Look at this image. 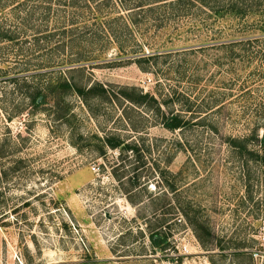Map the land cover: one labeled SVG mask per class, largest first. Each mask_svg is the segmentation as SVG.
<instances>
[{"label": "rangeland", "instance_id": "obj_1", "mask_svg": "<svg viewBox=\"0 0 264 264\" xmlns=\"http://www.w3.org/2000/svg\"><path fill=\"white\" fill-rule=\"evenodd\" d=\"M55 3L10 1L0 16V264H252L264 223V19L193 7L129 22L119 6L111 20ZM60 76L84 93L48 91ZM169 115L186 126L169 130ZM153 230L168 235L165 252Z\"/></svg>", "mask_w": 264, "mask_h": 264}, {"label": "trees", "instance_id": "obj_2", "mask_svg": "<svg viewBox=\"0 0 264 264\" xmlns=\"http://www.w3.org/2000/svg\"><path fill=\"white\" fill-rule=\"evenodd\" d=\"M10 1L22 2L23 0H0V16L5 13L7 3H9ZM45 1L47 5H52L53 1L56 2L55 4L63 3L64 7H67V9H73L76 11L83 8L84 6H88L89 8H94L96 6V8L98 9L96 10L97 12L102 11L101 13L108 15L107 17H110L111 20H113L116 15L115 12L110 11L107 13V9L110 7L111 4L115 8L119 6L121 7V9L125 11H130L128 16L126 17L128 18V20H130L129 22H133V18L135 19L137 17L138 18L142 17L143 19H145V21L149 20L152 17L153 13H159L160 9L162 8H168L171 10L173 14L180 13V15H182L184 10V14L187 15L189 13L188 11H190V9L192 10L193 7H198L201 10H210L212 14L216 16L225 17V15H230L238 20H244L249 15H253V16L259 15L260 17H262V19H264V5L261 4H257L255 6L249 5L247 3V0H214L215 4L212 3V0H118V5L112 3L114 0H45ZM135 1L136 4L133 5ZM186 11L187 13H185ZM156 15L158 16V18H162L159 14ZM62 21L61 22L63 24L66 23V20H62ZM103 28H104L103 31H106V28L105 27ZM63 29L68 30V28H63ZM261 29L264 32V26H262ZM113 33L116 34L117 32L114 31ZM103 34L107 35V33H103ZM53 35H55V33ZM3 37L6 38L8 37L9 39H13V36L10 35L9 33L3 34ZM148 58L150 57L146 56L143 57L142 59L145 61H149ZM142 59L137 61L140 63ZM53 81L59 82V84H57L56 82L55 84L51 83L49 84V86H47V90L49 91L50 89L53 93H56V91L66 92L71 90H75L79 94L84 93L83 92L84 90L82 88L72 85L70 83V80L64 76H60L59 78ZM96 89L97 87L91 88L90 92H94L96 91ZM100 90L104 93L106 92V90L102 87ZM50 95H51L50 93H43L42 90L38 89V91L33 95V101L36 104L45 103V101L47 100L46 98L50 97ZM124 96L127 99L139 104H142L147 99V97H149L148 94L145 95L139 94L136 97L128 93H125ZM40 98L41 101H39ZM186 124L187 122L183 118L177 115L166 116L163 121V125L171 131L181 129L184 126H186ZM261 144L262 146H264V140ZM105 145L113 149L118 148L122 150L123 153L127 151H138L136 146H133L131 144H124L121 140L116 138H107V140L105 141ZM102 152L105 153L103 149ZM172 189H174V187H172ZM186 215L187 218L190 219L189 215L188 214ZM199 227L201 228V235L199 234V237L201 238V243L206 247L208 240H210L213 237V234L210 229L204 226V224L199 225ZM150 240L153 248L159 252H165L170 245L169 237L163 231H159V230L151 231Z\"/></svg>", "mask_w": 264, "mask_h": 264}, {"label": "built area", "instance_id": "obj_3", "mask_svg": "<svg viewBox=\"0 0 264 264\" xmlns=\"http://www.w3.org/2000/svg\"><path fill=\"white\" fill-rule=\"evenodd\" d=\"M94 171L96 170L93 168ZM256 245L251 249L252 264H264V223L256 238ZM187 250V248H185Z\"/></svg>", "mask_w": 264, "mask_h": 264}]
</instances>
